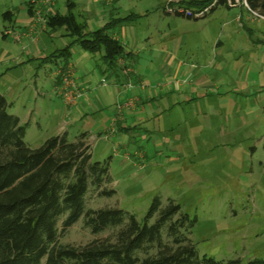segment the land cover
<instances>
[{
	"label": "rangeland",
	"instance_id": "1",
	"mask_svg": "<svg viewBox=\"0 0 264 264\" xmlns=\"http://www.w3.org/2000/svg\"><path fill=\"white\" fill-rule=\"evenodd\" d=\"M21 1L0 0V17L17 13L13 34L34 23V39L17 46L0 35V49L25 62L6 73L0 95L26 124L25 144L35 149L60 131L69 142L89 132L92 161L109 164L102 188L113 195L90 190L86 209L117 208L141 222L154 198L162 207L171 200L194 220L188 238L199 256L264 261V18L243 0L199 19L168 13L190 10L179 0H98L92 6L72 0V8L55 0L60 15L73 14L88 32L122 29L120 43L131 54L125 63L134 73L128 81L119 69L108 71L100 54L77 45L57 56L72 39L63 30L37 36L41 26L33 11L27 13L29 0ZM131 15L139 17L114 26ZM65 62L72 67L61 68ZM58 66L59 83L69 71L83 90L72 106L59 97V85L54 89ZM125 103L128 109L121 108ZM113 232L92 235L79 220L58 242L80 246Z\"/></svg>",
	"mask_w": 264,
	"mask_h": 264
},
{
	"label": "trees",
	"instance_id": "2",
	"mask_svg": "<svg viewBox=\"0 0 264 264\" xmlns=\"http://www.w3.org/2000/svg\"><path fill=\"white\" fill-rule=\"evenodd\" d=\"M213 1L183 0L178 5L199 11ZM215 1L209 12L217 6L228 8L225 0ZM244 3L249 12L264 18V0ZM9 15L4 13L2 19ZM45 19L44 27L63 30L72 39L57 56L68 55L70 47L77 45L92 56L101 54L100 60L112 74L120 70L117 62L126 53L111 38L108 25L88 32L71 13L55 12ZM10 108L0 95V264H240L237 259L222 263L199 256L188 238L194 220L189 221L171 200L162 207L154 198L141 222L117 208L86 209L90 190L103 197L113 195L102 188L109 179V164L92 161L87 133L72 142L65 133L52 136L31 149L24 142L26 124L11 115ZM79 220L92 235L114 232L80 246L60 244L59 234Z\"/></svg>",
	"mask_w": 264,
	"mask_h": 264
},
{
	"label": "crops",
	"instance_id": "3",
	"mask_svg": "<svg viewBox=\"0 0 264 264\" xmlns=\"http://www.w3.org/2000/svg\"><path fill=\"white\" fill-rule=\"evenodd\" d=\"M18 2H19V4L20 5H22V1L21 0H17ZM36 1H38V0H36ZM52 1V7H51V14H53V13H55V12H57V10H56V4H55V0H51ZM80 1H82V0H77V2H80ZM90 2V5L92 4V1H94V2H96V1H98V0H89ZM104 1V0H103ZM17 2V3H18ZM113 2H114V0H113ZM112 2V3H113ZM88 3V2H87ZM111 3V4H112ZM38 5H39V8H42V6H41V4L40 3H37ZM105 5H108V4H106V3H104ZM2 6H4V4H1ZM110 5V4H109ZM23 6V5H22ZM22 6H20V8H22ZM66 6L67 7H71L72 8V6H76V4H74L73 2H72V0H66ZM92 6V5H91ZM26 9H27V13H28V15H30L31 16V14H32V11L34 12V10H32L33 9V5L30 3V0H29V2H28V4H26ZM30 9L31 8V12H29V10H28V8ZM19 11V10H18ZM7 12H9L10 13V15L9 16H5V18H3L2 19V15L4 14V13H2L1 14V17H0V35H1V37H2V39H9V40H11V41H13V39H12V35H13V33H12V31L14 30V28H13V25H14V19H15V15L17 14V13H15V12H11V11H7ZM7 12H5V13H7ZM58 13V12H57ZM175 15V14H174ZM139 17V15H131V20L132 19H137ZM129 19V20H130ZM128 20V21H129ZM126 21L124 20V18H122V19H116V21H115V23H113L114 24V26L116 27V26H121L123 23H125ZM27 29L28 28H26L25 29V31H23V32H21L20 34H24L26 31H27ZM111 32V38L112 39H114V40H116V41H118L119 43H120V39H119V37H121V36H123L122 34H123V31H122V29L119 31V33H117L115 30H111L110 31ZM15 33V32H14ZM55 35V34H59V31H51V30H49V29H47L46 27H44V28H41L40 27V30H39V33H38V35L37 36H39V37H41L42 35H44V37L45 36H52V35ZM34 39V33L31 35V37H26V36H24V37H22V39H21V43L22 42H25V41H28L29 40V42L30 43H33V42H31L32 40ZM14 42V41H13ZM17 46H21V43L20 44H18V43H16V42H14ZM122 46H123V48L124 47H126L127 46V43L126 44H124V43H120ZM68 45H70V44H68ZM67 45V46H68ZM75 46V45H74ZM124 49H126V48H124ZM20 51H22V50H20ZM56 50H54L53 52H55ZM125 53H126V56H131V54L129 53V51L128 52H126L125 51ZM90 55V54H89ZM29 56H32V55H29ZM100 56H101V54H100ZM32 61L33 60V57H28L27 58V61ZM44 60V59H43ZM126 60L124 59V60H122V61H118L117 62V67L118 68H121L120 69V71H121V75L123 76V77H125L128 81L129 80H131L130 79V75H133L134 73L132 72V69H131V67H127V65H126ZM23 63H25L24 62V60L21 58V56L19 55H14L13 53H12V51L10 50V49H5V48H3V49H0V81L5 77V75H6V73H10V72H13V71H16L19 67H21V65L23 64ZM67 65H70L69 63H67V62H65L64 64H63V66L61 67V68H63V67H67ZM71 66V65H70ZM59 67L60 66H58L57 68H56V70H55V72H54V74H53V76H54V78H55V81H54V89H55V91L57 90V86L59 85L58 83H59V79H58V74H57V69H59ZM72 67V66H71ZM115 76V75H114ZM135 82L136 83H141L143 80L141 79V76H135ZM12 106V105H11ZM66 106V105H65ZM133 113H135V112H133ZM30 114V113H29ZM133 115V114H132ZM132 115L130 114H128V116H127V118L128 119H130L131 117H132ZM134 115H136V114H134ZM138 115V114H137ZM19 119V118H18ZM128 119H123V122H127L128 121ZM20 120V119H19ZM20 123H22V121L20 120ZM59 130H62V128H60ZM117 132H121V131H117ZM85 133H89V132H85ZM62 133H61V131H60V133H58L57 135H61ZM66 134V133H65ZM57 135H55V136H57Z\"/></svg>",
	"mask_w": 264,
	"mask_h": 264
},
{
	"label": "built area",
	"instance_id": "4",
	"mask_svg": "<svg viewBox=\"0 0 264 264\" xmlns=\"http://www.w3.org/2000/svg\"><path fill=\"white\" fill-rule=\"evenodd\" d=\"M104 1L106 4H110L113 0H104ZM225 1H226V5L229 7L235 6L239 2L238 0H225ZM215 2L216 1L214 0L209 6L199 11H190V10H183L181 8H178V9L175 8L173 10L168 9L169 10L168 13L178 14V15H182L184 17H188L192 19H199V18L204 17L205 14L209 12L210 8L214 6ZM30 3L32 5L37 4V3L41 4L42 8L41 9L38 8L34 11V17H35L36 23H39L41 28H44L45 21H46L45 19L46 15L51 14L52 1L51 0H38V1L30 0ZM243 3H244V0H243ZM33 33H34V23L28 27L27 31L24 34L14 33L12 35V39L14 42L20 44L22 37L24 36L31 37ZM58 87H59L58 95L66 106H70L72 103L74 104L75 100L79 98L80 94L83 91L82 89L78 88L77 83L74 80L73 74L69 71H66L61 74L60 83ZM121 108L128 109L127 103H125L124 106H121Z\"/></svg>",
	"mask_w": 264,
	"mask_h": 264
}]
</instances>
